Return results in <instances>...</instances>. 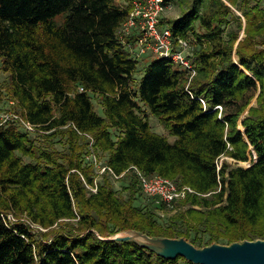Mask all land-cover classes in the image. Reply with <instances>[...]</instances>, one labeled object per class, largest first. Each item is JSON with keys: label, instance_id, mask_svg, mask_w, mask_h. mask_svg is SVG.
I'll list each match as a JSON object with an SVG mask.
<instances>
[{"label": "trees", "instance_id": "obj_1", "mask_svg": "<svg viewBox=\"0 0 264 264\" xmlns=\"http://www.w3.org/2000/svg\"><path fill=\"white\" fill-rule=\"evenodd\" d=\"M133 1L0 0V116L20 114L38 131L0 126V264H194L104 239L126 230L198 247L264 239V0L250 10V0H179L183 15L161 18L175 51L180 38L196 42L193 77L179 62L140 54L139 28L124 32ZM234 8L247 18L238 46ZM92 154L115 174L95 183ZM223 157L235 163L220 167ZM134 166L196 193L171 209L144 193ZM13 210L58 228L12 224Z\"/></svg>", "mask_w": 264, "mask_h": 264}, {"label": "built area", "instance_id": "obj_2", "mask_svg": "<svg viewBox=\"0 0 264 264\" xmlns=\"http://www.w3.org/2000/svg\"><path fill=\"white\" fill-rule=\"evenodd\" d=\"M167 8L168 4L166 0H134L130 16L124 27V32L126 34H131L133 29L139 28L141 32L139 40L140 54L152 51L158 57L179 62L193 77L197 72L188 54H191L196 42L180 38L178 41L179 48L175 51V42L172 30L170 28L160 30L158 26ZM81 91H84V89H81ZM218 108L222 109V107ZM0 119V126L9 121H16L31 134L38 132L37 127L28 120L24 119L20 114L6 113L2 114ZM88 158H93L96 166L100 167L98 158L95 154L90 155ZM251 164L252 161L250 159L249 166H251ZM221 166L222 164H220V167ZM132 168L136 171L144 193L150 197H158L160 201L166 203L171 209L175 208V201L183 200L189 194L196 193V191L191 187H178L171 179L160 175L148 176L140 168L136 166ZM99 170V175L106 173L107 171L115 174L114 171L107 166L102 169L99 168ZM116 177L120 178L121 176Z\"/></svg>", "mask_w": 264, "mask_h": 264}, {"label": "water", "instance_id": "obj_3", "mask_svg": "<svg viewBox=\"0 0 264 264\" xmlns=\"http://www.w3.org/2000/svg\"><path fill=\"white\" fill-rule=\"evenodd\" d=\"M104 239L135 243L166 260L183 257L194 264H264V239L198 247L184 237H152L136 230L120 231Z\"/></svg>", "mask_w": 264, "mask_h": 264}, {"label": "rangeland", "instance_id": "obj_4", "mask_svg": "<svg viewBox=\"0 0 264 264\" xmlns=\"http://www.w3.org/2000/svg\"><path fill=\"white\" fill-rule=\"evenodd\" d=\"M249 2H250V4H249V6H248V9L250 10V9H252V8H253V7L259 2V0H250ZM185 8H188V5H182L181 2H180L179 0H177V1L173 2V3L168 4V8H167V10L165 11L163 17H164V18H169V19L172 20V22H175V20L178 19L179 17H181V16L183 15L184 11H186V10H184ZM234 9H235L236 13L242 17V19H243V25H244V28L242 29L241 34H240V35H241V36H240V39H239V41H238V43H237V46H238L239 42H240L241 40H244V39L246 38V32H245V29H246V26H247V18H244V15H243L242 11H239V10H237L236 8H234ZM261 39H262V38H261ZM262 47H264V46H262ZM236 58H238V63H239L240 60H239L238 55L235 56V60H236ZM140 59H141V64H140V69H141V68L144 67L145 64L142 62V58H140ZM142 73H143L142 70H140V71L137 73V75H136V79H137V80H140V78H141V76H142ZM1 79H2V81L8 79V74L2 73ZM96 102H99V100L96 101ZM257 104H258V103H257V99H255V100L253 101L252 105H253V106H257ZM4 108H6V107H4ZM98 112H99L100 114H102V113H103V110H102L101 108H99V109H98ZM247 114H248V112L245 113V115L243 116V118L246 117ZM150 123H151V125H152V127H153V130H154L156 133L168 137V139L170 140L171 143H174V142L177 140V137L171 135V133L165 128L164 125H162V124L160 123V121H159L156 117H154V116L150 117ZM241 128H243V127L241 126ZM44 136H45V133L40 134V137H39L38 135H35L34 137H37V138L39 137V139H38V143H44V142L46 141V137H44ZM46 145H48V144H46ZM55 145H56V148H58V149H60V150H63V149H64L63 146H62L61 144H59V143H56ZM225 160H228V161H229L230 163H232V164L235 163L233 159H231V158H229V157H224V158H222V159L220 160V164H223ZM98 162H99V166H100V167L95 166V170H96V172H94V175L96 176L95 183H97L98 181H102V179H101V177H100L102 174L99 175V173H98V172L100 171L99 168L102 169L103 167L106 166V164H105V159L102 158V157H100V156H98ZM100 164H101V165H100ZM240 165H243V166L248 167V166H249V161H248V162H242V163H240ZM103 175H104V174H103ZM103 175H102V177H103ZM100 179H101V180H100ZM121 184H122L121 180H118V179H115L114 182H113V186H114V188H115L117 191H119V192H118V193H119L118 195H119L120 197H121V196H123V197H127L128 194H127V192L122 188V185H121ZM96 188H97L96 185H94V186L91 185V186L88 187L89 191H97ZM144 202H145V201H144ZM195 208H196V209H200L198 206H195ZM171 212H172V211H171ZM176 212H177V210L173 211V214H171V213H169V214H170V215H174ZM5 215L7 216L8 221H10L12 224L26 223V224L30 225V226L34 229V231H35L36 233H44V234H48V235L51 234L50 230H51L52 228H51V229H45V228L42 227L41 225L34 223V222L32 221V219H30V217H29L26 213L22 214V213H18V212H16V211L13 210V211H11V212H9V213H6ZM79 220H80V219L77 218V219H75V222H77V221H79ZM67 222H69V221H66V222H64V223H67ZM57 228H58V226L54 227L52 230L57 229ZM49 232H50V233H49Z\"/></svg>", "mask_w": 264, "mask_h": 264}, {"label": "bare ground", "instance_id": "obj_5", "mask_svg": "<svg viewBox=\"0 0 264 264\" xmlns=\"http://www.w3.org/2000/svg\"><path fill=\"white\" fill-rule=\"evenodd\" d=\"M236 61L238 62V59H236Z\"/></svg>", "mask_w": 264, "mask_h": 264}, {"label": "crops", "instance_id": "obj_6", "mask_svg": "<svg viewBox=\"0 0 264 264\" xmlns=\"http://www.w3.org/2000/svg\"><path fill=\"white\" fill-rule=\"evenodd\" d=\"M237 46V45H236Z\"/></svg>", "mask_w": 264, "mask_h": 264}]
</instances>
